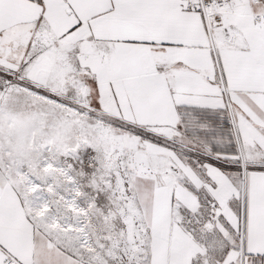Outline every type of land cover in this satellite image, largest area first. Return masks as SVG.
Instances as JSON below:
<instances>
[{"label": "snow or ice", "instance_id": "snow-or-ice-1", "mask_svg": "<svg viewBox=\"0 0 264 264\" xmlns=\"http://www.w3.org/2000/svg\"><path fill=\"white\" fill-rule=\"evenodd\" d=\"M0 264H264V0H0Z\"/></svg>", "mask_w": 264, "mask_h": 264}]
</instances>
